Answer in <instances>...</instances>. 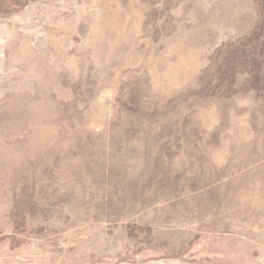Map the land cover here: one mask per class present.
I'll use <instances>...</instances> for the list:
<instances>
[{
  "label": "rangeland",
  "instance_id": "obj_1",
  "mask_svg": "<svg viewBox=\"0 0 264 264\" xmlns=\"http://www.w3.org/2000/svg\"><path fill=\"white\" fill-rule=\"evenodd\" d=\"M0 264H264V0H0Z\"/></svg>",
  "mask_w": 264,
  "mask_h": 264
}]
</instances>
